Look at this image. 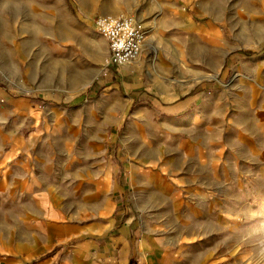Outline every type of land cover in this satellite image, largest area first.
I'll list each match as a JSON object with an SVG mask.
<instances>
[{"label": "rangeland", "instance_id": "obj_1", "mask_svg": "<svg viewBox=\"0 0 264 264\" xmlns=\"http://www.w3.org/2000/svg\"><path fill=\"white\" fill-rule=\"evenodd\" d=\"M119 12L146 36L116 66L93 22ZM14 168L3 259L98 256L118 214L185 264H264V0H0V182Z\"/></svg>", "mask_w": 264, "mask_h": 264}, {"label": "crops", "instance_id": "obj_2", "mask_svg": "<svg viewBox=\"0 0 264 264\" xmlns=\"http://www.w3.org/2000/svg\"><path fill=\"white\" fill-rule=\"evenodd\" d=\"M13 171L12 174H5L0 185L17 187L20 184L21 179L19 178L18 169L14 168ZM29 180V176L24 175L21 184L22 182L23 184H27ZM100 182L105 184L106 181L101 180ZM35 200L27 203V210L33 213L38 212L37 196H35ZM55 211L54 214H60V211H57V209ZM118 220H120V217L117 214L112 221V226L115 227V230L110 234L108 241L101 242L98 245V256H84L87 254V250H89L91 244L79 243L76 248L82 256H69L60 264H185V261L188 260L189 255L182 252H169L166 247L159 245H147V247H143L144 243L130 241V221L118 222ZM177 249L179 250L181 248ZM27 254L20 252L18 255L4 256V259L0 257V264L57 263L55 258L49 256L38 258L31 263H27Z\"/></svg>", "mask_w": 264, "mask_h": 264}, {"label": "built area", "instance_id": "obj_3", "mask_svg": "<svg viewBox=\"0 0 264 264\" xmlns=\"http://www.w3.org/2000/svg\"><path fill=\"white\" fill-rule=\"evenodd\" d=\"M95 31L108 47V64L116 66L131 63L142 50L146 36L144 23L128 12L101 13L94 19Z\"/></svg>", "mask_w": 264, "mask_h": 264}, {"label": "bare ground", "instance_id": "obj_4", "mask_svg": "<svg viewBox=\"0 0 264 264\" xmlns=\"http://www.w3.org/2000/svg\"><path fill=\"white\" fill-rule=\"evenodd\" d=\"M141 52H142V50H141ZM141 52H140L139 55L136 57V59L140 56ZM134 60H135V59H134Z\"/></svg>", "mask_w": 264, "mask_h": 264}]
</instances>
